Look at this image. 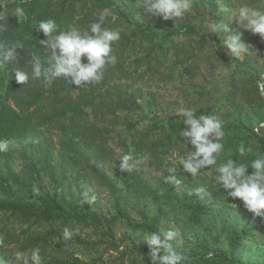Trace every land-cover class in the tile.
<instances>
[{"label": "trees", "instance_id": "1", "mask_svg": "<svg viewBox=\"0 0 264 264\" xmlns=\"http://www.w3.org/2000/svg\"><path fill=\"white\" fill-rule=\"evenodd\" d=\"M139 3L140 0H7V6L0 9V23L5 26V30L0 32V43L14 46L19 40L24 44L22 49H15L12 64L0 71V140L25 142L20 150L24 162L22 168L15 171L4 162L5 170L0 174V215L24 225L21 228L23 238L13 242H17L25 251L31 252L32 249L39 248L41 253H48L51 255L48 264H94L93 260L86 262L69 252L60 257L51 254L53 250L55 252L60 248L61 240L58 237L65 227L73 230L74 236L91 251L98 253L100 249V256L104 252H118L122 241L117 240L111 231L112 219L100 208L82 205L74 200L62 177L59 178L64 172L62 167L66 163L73 167L79 164L77 171L91 175L100 186L115 194L113 203L118 209L124 188L117 186V180L109 176L105 167L106 163L114 160L108 146L110 129L105 110L109 115H116L119 110H128V103L132 98L126 92L123 96V93L116 92L115 89L111 92V89L118 85L119 80L126 79L130 65L138 70L155 61L148 49L142 51V55L135 56L133 64L130 60L135 43L155 38L153 27L161 30L162 39L177 34L186 39L200 36L199 30L188 16L175 22L172 19L163 20L160 16L145 12ZM17 7L24 10V17L20 21L12 15ZM106 7L111 9L112 16L108 17L105 26L119 30L121 39L112 46L116 63L108 66L100 84L74 88L63 78L54 81L50 87H45L42 79H30L23 85L17 83L11 74L13 69H22L31 74L33 55L39 56L42 61L50 55L40 45V39L46 37L42 31L35 30L40 20L55 19L59 30H64L69 25L83 30ZM145 19L153 27L146 29L143 25ZM162 41L160 39V44ZM189 43L193 44V41L189 40ZM179 50L176 46L175 59ZM190 64V57L181 62L182 71L190 74ZM259 72L256 69L249 75L253 82L251 89L247 90H241L246 80L232 74L223 105L216 107L214 104H206L195 110L197 116L214 114L223 122L225 162L232 158L250 165L257 153L264 154V113L256 115L248 110L244 112L246 101L264 108V97L259 90V87L264 89V79L263 85L258 86L257 81L261 77ZM240 92H244L243 95ZM229 104L231 106L228 110L220 112ZM101 109L103 111L100 112ZM118 117L115 116L116 119ZM183 119L184 117L180 120L170 117L167 126L169 132L178 135L180 129L186 126ZM240 144L251 147L252 151L239 157L236 150ZM57 167L60 169L58 174ZM253 171L251 167L247 169L249 174ZM34 187L39 190L36 194L32 191ZM193 208L197 214L203 211L200 203L193 205ZM142 211L140 215L146 220L144 226L147 232L157 231L158 217H147ZM86 229H90V232H85ZM222 232L226 234L224 239L230 248L229 254L216 253L208 257L187 255L191 258L189 264H239L233 251L241 246L246 235L245 229L227 227ZM82 233L94 237L93 240H80ZM218 238L219 234L213 236V241ZM145 251L146 254L149 252L148 246H145ZM0 252L2 253L1 245ZM126 252L120 251L119 263L113 264H122ZM132 261L135 263L137 260L133 258ZM0 263L2 264L1 258Z\"/></svg>", "mask_w": 264, "mask_h": 264}, {"label": "rangeland", "instance_id": "2", "mask_svg": "<svg viewBox=\"0 0 264 264\" xmlns=\"http://www.w3.org/2000/svg\"><path fill=\"white\" fill-rule=\"evenodd\" d=\"M223 2L228 3L233 9L246 3L264 10V0ZM216 11L217 0H192L191 10L183 18L187 16L190 18L191 23L199 30L200 36H193L190 39L179 34L162 39L161 30L153 27V24L145 19L144 27L146 29L153 27L155 38L152 41L143 39L140 44L135 43L130 60L133 64L134 57L142 55V51L148 49L155 57V61H152L150 66L145 65L138 70H134V65H130L126 79L119 80L118 85L111 89V92L115 89L116 92L123 93V96L129 94L132 99L128 103V110L117 111L116 115L119 116L117 119L116 115H109L105 110L110 129L108 146L115 160H110L105 167L109 176L117 180V186L124 188L119 201L120 210L113 203L115 194L100 186L91 175L77 171L79 164L73 167L66 163L65 167H62L63 174L59 175L76 202L96 206L112 219L111 231L122 243L118 252H104L100 256L102 254L100 249L98 253L91 251L75 236L65 241L60 232L58 238L61 245L55 252L53 250L51 253L53 256L60 257L69 252L86 262L93 260L94 264L103 262L113 264L119 263V252L126 250L122 264H150V258L145 253V246L148 244L142 241L143 235L147 233L144 226L146 220L140 215L144 210L147 217L154 215L158 217V230L169 227L179 229L183 242L179 245L174 244L178 252L198 257H208L216 253L229 254L230 248L224 239L226 234L222 232L223 229L227 227L245 229L246 235L242 244L233 251V255L238 258L239 264H264V216H256L247 210L239 198L228 197L226 192L230 190H225L220 185L214 186L212 178L215 175V167L202 169L196 177L184 171L183 166L178 165V161L189 150H193V146L187 145L180 133L173 135L167 129L170 117L177 120L183 118L182 115L175 114L181 108L196 110L206 104H214L216 107L223 105L226 102L224 94L229 90L228 81L232 74L242 76L246 80L241 90H247L251 89L253 82L249 75L259 69L261 77L257 83L258 86L263 85L264 38L239 28L233 18L230 28L238 29L242 33L241 38L248 44L251 55H246L243 61L231 57L221 43L220 37L207 29L211 16ZM212 18L219 19L216 16ZM172 20L175 22L179 18ZM160 39L163 40L162 44ZM189 40H192L193 44H190ZM4 45L12 47L7 43ZM176 46L180 50L175 59ZM189 57L191 60L189 68L192 70L190 74L182 71L180 67L181 62H185ZM259 90L260 95L264 97V89L259 87ZM240 93L243 95L244 92ZM229 106L231 105H227L220 112H225ZM245 108L244 112L248 110L256 115L259 112L264 113V108H259L249 101L245 102ZM6 142L7 150L0 151V174L5 170L4 162L15 171L22 168L24 163L20 150L25 142L20 143L17 140ZM223 153L218 159V164L225 162ZM124 154L132 156V163L140 161L135 163V170L131 173L121 172L119 168V160ZM174 165H178L177 174L181 180L178 185L165 179L168 175L167 169ZM58 170L60 169L57 167L56 174ZM201 185L207 186L206 195L195 193V189ZM84 193L89 197L95 196V200L85 203L82 199ZM196 203H200L203 210L198 214L193 208ZM0 227L2 264H21V261L16 259V254L27 256L30 252L22 250L21 246L13 241L23 238L21 228H24V225L21 226L17 221L7 220V216L0 215ZM89 230L86 229L85 232H90ZM217 234L220 238L214 242L213 236ZM79 237L80 240L87 242L94 238L83 233ZM40 254L42 264H48L51 255L41 252ZM133 258L137 260L135 263L132 261Z\"/></svg>", "mask_w": 264, "mask_h": 264}, {"label": "clouds", "instance_id": "3", "mask_svg": "<svg viewBox=\"0 0 264 264\" xmlns=\"http://www.w3.org/2000/svg\"><path fill=\"white\" fill-rule=\"evenodd\" d=\"M7 6V0H0V9ZM139 6L147 13L160 16L163 20L172 18L182 19L191 10L192 0H140ZM13 16L20 21L24 17V10L15 8ZM112 16L109 8L99 11L97 19L90 23L86 29H79L69 25L64 30H59V25L53 18L40 20L35 30L42 31L45 39H40V45L48 50L42 61L39 56L33 55L31 74L15 68L12 71L17 83L27 84L30 79H42L45 87H50L54 81L63 78L74 88L82 85L100 84L105 76L108 66L116 63V56L112 54L113 44L121 39V32L105 26L108 17ZM212 16L219 17L218 20ZM211 16V22L207 25L209 32L216 34L221 43L226 47L231 57L240 61L251 51L241 36L242 33L231 29L230 24L235 18L239 28L246 29L253 34H259L264 38V10L252 7L246 3L233 9L223 0H217V11ZM2 19V17H0ZM5 30L0 23V32ZM22 41L17 40L12 47H6L0 43V69L6 68L15 60L14 51L23 48ZM175 114L184 117L183 124L186 127L180 129V136L184 142L193 146V150L179 159L178 165L190 173L192 177L198 176L202 169L215 167L213 184L222 186L227 191L228 197L239 198L244 207L256 216H264V154L257 153L255 159L249 164L238 160L228 159L219 163L218 159L224 151L223 139L225 132L223 122L214 114L196 115L194 109L181 108ZM8 148L6 141L0 140V151ZM239 157H244L251 152V147L240 144L236 150ZM132 156L124 154L120 158L119 168L121 172L131 173L135 170ZM178 165L167 169L165 179L178 185L181 180L177 174ZM251 167L254 171L249 174L247 169ZM33 193H38V188H33ZM196 194H207L208 188L201 185L195 189ZM85 203H91L95 196L89 197L87 193L82 195ZM75 232L65 227L62 237L65 241L71 240ZM142 241L147 242L151 264H189L190 257L178 252L174 244L183 242L179 229L169 227L157 231H150L143 235ZM162 252V254H161ZM16 259L21 264H42L39 248H34L27 255L16 254Z\"/></svg>", "mask_w": 264, "mask_h": 264}]
</instances>
